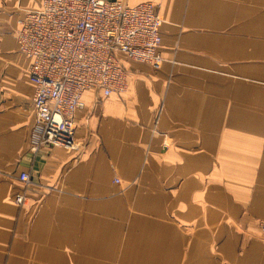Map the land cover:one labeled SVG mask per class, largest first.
<instances>
[{
    "label": "crops",
    "instance_id": "1",
    "mask_svg": "<svg viewBox=\"0 0 264 264\" xmlns=\"http://www.w3.org/2000/svg\"><path fill=\"white\" fill-rule=\"evenodd\" d=\"M126 1L158 5L161 68L123 57L81 148L34 154L16 32L42 0H0V264H264V0Z\"/></svg>",
    "mask_w": 264,
    "mask_h": 264
},
{
    "label": "built area",
    "instance_id": "2",
    "mask_svg": "<svg viewBox=\"0 0 264 264\" xmlns=\"http://www.w3.org/2000/svg\"><path fill=\"white\" fill-rule=\"evenodd\" d=\"M163 24L154 2L130 6L126 0H42L39 10L19 19V50L32 61L35 85L31 151L37 154L45 146L79 150L75 119L85 108V93L125 95L123 57L160 69ZM19 180L27 188L32 184L29 173ZM26 192L16 195V204L28 203ZM259 230L264 236V219Z\"/></svg>",
    "mask_w": 264,
    "mask_h": 264
}]
</instances>
